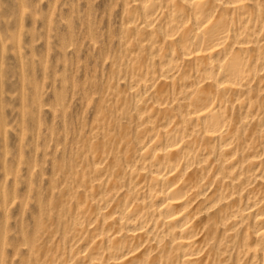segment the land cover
<instances>
[{
    "label": "rangeland",
    "instance_id": "rangeland-1",
    "mask_svg": "<svg viewBox=\"0 0 264 264\" xmlns=\"http://www.w3.org/2000/svg\"><path fill=\"white\" fill-rule=\"evenodd\" d=\"M194 1L0 0V264H264V0Z\"/></svg>",
    "mask_w": 264,
    "mask_h": 264
},
{
    "label": "bare ground",
    "instance_id": "bare-ground-1",
    "mask_svg": "<svg viewBox=\"0 0 264 264\" xmlns=\"http://www.w3.org/2000/svg\"><path fill=\"white\" fill-rule=\"evenodd\" d=\"M192 2V0H191ZM196 5H201L203 4V1L202 0H195L194 1ZM192 4V3H191ZM201 20V19H200ZM198 21V22H201V21ZM203 21V20H202ZM205 23V22H204ZM208 23V22H207ZM212 23V22H211ZM210 24V22H209ZM212 26V25H211ZM201 29V28H200ZM203 29V28H202ZM204 31H209L210 30V25L206 26L205 29H203ZM198 33V32H197ZM196 33V35H197ZM199 34V33H198ZM203 34V33H202ZM205 34V33H204ZM213 34V33H212ZM211 34V35H212ZM214 38H218L219 35L215 34V36H213ZM214 45V44H213ZM203 55V53H202ZM231 61V62H230ZM228 62L229 64V70H239V69H242V64L239 63V61L237 59H232ZM215 64V63H214ZM211 65V63H210ZM211 67V66H210ZM209 68V67H208ZM238 74V73H237ZM208 109V107L206 108ZM195 115L192 116L193 118H196V119H199V120H202L204 123H206V125H209L214 127L216 125V121H213L214 120V115L215 113L211 110H204V109H197L195 111ZM177 131V130H176ZM209 131H211V134L209 135H213L215 134L214 132L212 133V131H215L213 128H209ZM220 133V132H219ZM222 133V132H221ZM218 134V132L216 133V135ZM215 135V136H216ZM214 136V135H213ZM175 144L171 145V153L173 154H177L178 152H180L181 149H179V147L177 146H174ZM228 148V147H226ZM167 154V153H166ZM170 160V159H169ZM166 162V161H165ZM168 163V161H167ZM154 165L157 166V168H162L161 166V161H157ZM164 169V168H162ZM155 170V169H154ZM165 171V169L163 170ZM173 172V171H172ZM153 174V173H151ZM171 174V173H170ZM170 174L166 175L165 173L162 172L161 169H156V174L154 175L153 177V181L154 183H157L159 185V187L156 189V192L159 193L157 194L156 196H158V201H159V205H158V211L165 214L166 216V221L167 223L172 227V229L175 231V234L178 235V238L180 239V245L185 247L186 250H190L192 247L194 248L195 246V243H196V240H192V236H191V231H192V228H191V225L187 224L186 222V214L185 211L183 212V209H182V206H183V202L182 200L180 199V195H177V193L179 192L180 190V184L178 186L172 184H167L166 185V182L169 181V179L171 178ZM173 178V177H172ZM175 179V178H174ZM186 203V202H185ZM156 205V204H155ZM127 211V210H126ZM125 211V212H126ZM132 214V212H131ZM146 214V213H145ZM163 214V215H164ZM140 215V214H139ZM129 218V216H128ZM126 219V218H125ZM164 219V218H163ZM261 221L264 220V217H260L259 218ZM165 220V219H164ZM137 221V220H136ZM163 222V221H162ZM135 223V222H133ZM124 224V223H123ZM139 224V223H138ZM126 225H127V222H126ZM131 226V225H129ZM135 226V225H134ZM136 227V226H135ZM138 227V226H137ZM151 227V226H150ZM193 227V226H192ZM132 228V227H131ZM153 228V227H151ZM156 228V227H155ZM136 229L133 230V232L135 231ZM173 231V232H174ZM131 233L130 236L132 237H135L136 236V233ZM146 233V231H144ZM143 232V233H144ZM172 232V231H171ZM262 234H264V230L261 231ZM140 234V233H139ZM138 235V234H137ZM143 235V234H142ZM145 237V236H144ZM156 237V236H155ZM116 238V237H115ZM154 239V238H153ZM110 240V239H109ZM112 241V240H111ZM128 241V240H127ZM123 243V242H122ZM121 243V244H122ZM145 245V242L144 244ZM118 246V245H117ZM116 246V250L120 249L121 248H118ZM124 248V247H122ZM182 248V247H181ZM113 250V249H112ZM130 253V252H129ZM137 258V255L135 254H129L128 255V252H123L120 251V253L117 255V258L118 260H115V261H118L120 264H133ZM185 260L189 263H193L195 261H197V257L196 256H193V252L191 251H188L187 252V255L185 257ZM117 263V262H116ZM115 263V264H116Z\"/></svg>",
    "mask_w": 264,
    "mask_h": 264
}]
</instances>
